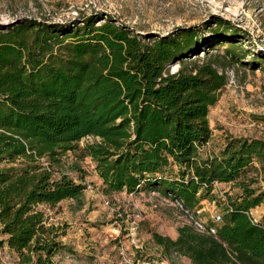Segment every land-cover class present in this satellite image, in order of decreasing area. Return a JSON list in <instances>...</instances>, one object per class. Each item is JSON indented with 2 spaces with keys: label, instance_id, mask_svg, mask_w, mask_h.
<instances>
[{
  "label": "trees",
  "instance_id": "obj_1",
  "mask_svg": "<svg viewBox=\"0 0 264 264\" xmlns=\"http://www.w3.org/2000/svg\"><path fill=\"white\" fill-rule=\"evenodd\" d=\"M203 29L214 37L243 32L213 17L202 28L147 36L98 12L73 25H0V247L7 243L21 264H54L61 242L37 206L84 192L82 180L55 176L73 151L95 162L106 192L148 187L194 207L215 198L216 182H237L242 192L229 196L216 235L188 225L175 239L154 238L190 264H264V222L250 215L264 191L247 176L257 160L264 173V139L229 136L220 153H202L227 68L247 54L234 40L218 42L228 43L223 54L207 52ZM88 135L95 139L81 145Z\"/></svg>",
  "mask_w": 264,
  "mask_h": 264
},
{
  "label": "rangeland",
  "instance_id": "obj_2",
  "mask_svg": "<svg viewBox=\"0 0 264 264\" xmlns=\"http://www.w3.org/2000/svg\"><path fill=\"white\" fill-rule=\"evenodd\" d=\"M96 12L109 14L118 23L147 36L167 34L177 27L202 28L213 17L240 27L243 32L234 37H214L210 29L202 30L209 40L205 44L207 52L223 54L228 43L218 42L234 40L247 54L227 68L229 83L210 110L212 136L202 153H220L229 136L264 139V58L260 57L264 56V0H0V25L24 18L73 25ZM198 51L200 58L206 53ZM170 68L177 71L179 64H171ZM86 142L80 141L81 145ZM42 161L48 164L45 158ZM95 166L89 156L65 153L62 165L55 168V176L67 173L82 180L84 192L55 206H37L45 212L46 224L54 227L61 242L52 256L54 264H125L124 256L132 260L162 257L172 264H190L188 258L169 251L154 238L157 233L175 239L179 229L189 225L179 204L172 199L161 200L148 187L134 192H106ZM248 170L247 176L254 178L251 187L264 191L261 163L255 161ZM167 176H177V170H170ZM241 192L237 182H217L214 199L203 198L189 208L200 209L199 216L209 221L216 213L223 216L229 196L236 197ZM252 216L264 222V201L252 209ZM0 262L21 264L19 254L7 243L0 247Z\"/></svg>",
  "mask_w": 264,
  "mask_h": 264
},
{
  "label": "built area",
  "instance_id": "obj_3",
  "mask_svg": "<svg viewBox=\"0 0 264 264\" xmlns=\"http://www.w3.org/2000/svg\"><path fill=\"white\" fill-rule=\"evenodd\" d=\"M95 138L94 136L88 135L81 139V142L83 140H86L87 142L93 141ZM99 139V138H97ZM217 183V182H216ZM152 194L158 195L157 197L160 198L163 201L169 202V199H172L174 203H178L180 206V209L183 214L186 215L188 219L185 220V223H189V225L193 226L197 231L202 233H209V234H217L218 231V225L222 222L223 216L222 214L216 213L213 215L212 220H206L199 216L200 209H197V211H192L189 207H187L182 200L179 198H175L171 193L166 194L160 190L152 189ZM250 215L253 219V221L258 222L256 218L252 216V210L250 212ZM182 218V217H181ZM125 264H172L167 259L162 257H144L137 260H132L129 258H126L124 256Z\"/></svg>",
  "mask_w": 264,
  "mask_h": 264
},
{
  "label": "crops",
  "instance_id": "obj_4",
  "mask_svg": "<svg viewBox=\"0 0 264 264\" xmlns=\"http://www.w3.org/2000/svg\"><path fill=\"white\" fill-rule=\"evenodd\" d=\"M223 183H227V182H223ZM229 183H231V182H229ZM218 184H220L219 182H218ZM222 184V183H221ZM204 200H206V199H204ZM204 200H202V201H204ZM259 207V206H258Z\"/></svg>",
  "mask_w": 264,
  "mask_h": 264
}]
</instances>
